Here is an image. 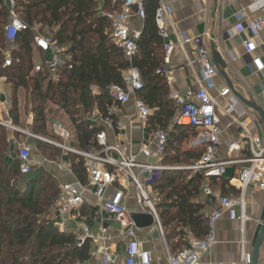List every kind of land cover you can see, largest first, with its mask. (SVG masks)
I'll use <instances>...</instances> for the list:
<instances>
[{"label":"trees","instance_id":"obj_1","mask_svg":"<svg viewBox=\"0 0 264 264\" xmlns=\"http://www.w3.org/2000/svg\"><path fill=\"white\" fill-rule=\"evenodd\" d=\"M15 13L26 29L18 33L11 51V64L4 66L9 46L4 28L9 14L0 0V78L11 88L10 117L18 122L19 90H30L33 121L31 132L52 137L50 119L63 112L70 122V132L78 149L94 146L101 127L89 125L86 118L97 110L107 117L112 104L108 89L121 86L122 76L130 67L139 70L143 88L138 97L153 111L150 125L167 132L168 140L161 164L192 165L203 149H184L196 135L171 121L176 109L168 100V84L158 73L163 67V42L155 25V2L145 3V23L136 43V53L129 61L110 38V24L98 15L96 0H15ZM46 34L69 58L53 74L35 72L34 57L43 63V54L34 52V29ZM7 132L0 126V264H83L90 260V242L81 248L74 236L60 233L50 218L59 188L51 173L40 172L29 178L19 173V159L7 157ZM37 142V141H36ZM49 160L59 151L36 143ZM71 156L72 171L84 181V161ZM205 178L183 169L167 170L154 179L150 189L157 197L155 205L171 255L187 245V235L203 238L208 232L204 205L195 203ZM169 230V232H166ZM166 233V234H165Z\"/></svg>","mask_w":264,"mask_h":264},{"label":"built area","instance_id":"obj_2","mask_svg":"<svg viewBox=\"0 0 264 264\" xmlns=\"http://www.w3.org/2000/svg\"><path fill=\"white\" fill-rule=\"evenodd\" d=\"M6 1L9 3L11 18L4 28V33L7 42L12 44L18 33L25 30L26 26L14 12L15 0ZM107 1L116 7L113 11L103 13V17L110 24L111 41L130 61L136 53V43L140 37V32L132 31L129 22L133 16L142 20L145 18V0ZM171 14L172 8L168 5H160L154 14L155 25L163 41L164 63L158 73H161L168 82V100L176 109L174 124L181 128L193 129L196 135L192 140V146L204 150L201 158L187 167L186 170L208 179L225 175L228 165H243L236 179L240 191L239 195L224 196L218 190H211L208 186L201 188L204 195L220 205V210L213 211L207 217L208 232L206 235L198 239L188 233L186 247L175 255H171L168 250L166 251L167 264H200L202 257L209 253L217 243L216 222L225 214L230 220L245 223L249 219L246 215L244 201L246 189L255 185L259 190L264 191V144L258 137L250 138L247 135L245 145L250 153L249 158L224 161L216 159L217 146L221 135L220 119L216 113L219 106L210 91L215 88L214 80L217 77L218 70L210 62L201 38L196 37L194 40L199 44L196 58L192 63L198 66L196 76L198 86L196 90L188 89L183 93L173 86L170 81L171 71L168 67H170V57L176 43L169 38L165 26V20ZM253 15H255L254 18H252ZM235 16L238 19H247L249 30L254 37L258 36L264 28V0H253L248 6L247 15L243 11H239ZM183 41L186 42L187 39H183ZM34 44L40 52L47 55L43 63L35 65V72L47 70L56 79V71L64 66L69 58L56 42L50 41L46 36L36 35ZM243 46L254 70L264 74V56L262 58L252 56L256 49L254 40L245 41ZM3 63L5 67L10 66L11 56L9 51L4 54ZM142 88L143 82L139 70L130 67L122 76V85H112L108 89L109 96L115 103L125 104L130 101L131 97L134 98L140 127L146 125L152 112L138 97V93ZM229 95H231L229 88H224L218 93L220 97ZM235 107L236 103L230 97L224 112L232 116ZM101 121L105 128H113V123L109 117L103 118ZM234 122L242 128L245 126L244 119H234ZM52 131L54 136L60 140H66L70 137L69 132L59 124H53ZM26 134L55 145L63 152L76 155L84 161L85 184L66 183L61 185L59 194L53 203V208L57 211L58 216L70 217L76 215L80 217V210L88 201L89 190L93 191L91 195L97 201L95 215L99 219L100 226L97 231H91L86 223H77L76 228H74L75 247L81 248L88 242L94 243L97 250L92 253V256L97 255L98 264H117L121 259H123L124 264H151V253L144 249L136 239L135 225L129 214L125 199L128 197L126 191L131 186L134 190L133 197L136 204L142 212L148 211L155 222L159 235L164 239V231L155 207L157 197L151 191L150 186L161 172L181 169L167 167L160 163L166 150L167 132L161 129L153 130L146 142L140 146L136 155H131L127 145L123 143H109L104 130L96 134L93 147L80 150L51 139H43L30 133ZM241 149L242 145L239 141L228 146L229 153H238ZM17 157L19 159V173L24 176L28 175L31 172L29 148L26 146L20 147ZM148 161H151V163ZM109 188H112V194L107 197L106 193ZM107 219H111L119 226L120 235L124 240L122 253L114 248L113 235L108 230ZM64 226V222L61 221L59 223L60 232H64ZM236 264H252L251 253L242 251L240 260Z\"/></svg>","mask_w":264,"mask_h":264},{"label":"crops","instance_id":"obj_3","mask_svg":"<svg viewBox=\"0 0 264 264\" xmlns=\"http://www.w3.org/2000/svg\"><path fill=\"white\" fill-rule=\"evenodd\" d=\"M1 1L9 14L10 20L11 12L9 10V3L6 0ZM147 1L149 0H145V3ZM150 1L155 2L156 9L160 5H168L172 8V14L165 20V26L169 38L176 43L170 57V67H168L171 71L170 81L173 86L181 93L188 89L196 90L198 86L196 84L198 66L192 63L196 58V51L199 44L194 40L196 37L201 38L210 62L218 70L217 77L214 80L215 88L210 91L211 95L216 98L219 106L216 113L220 119L219 128L221 135L217 146L216 159L224 161L249 158L250 153L245 145L247 143V135L250 138L258 137L264 144L263 121L260 112L256 110L259 109L264 113V74L256 72L251 66L250 58L245 54L243 43L248 40H254L256 49L252 53V56L262 58L264 56V28L258 36L254 37L253 33L249 30L248 20L244 18L238 19L235 15L239 11H243L247 15L248 6H250L253 0ZM96 9L98 15L104 18L103 13L113 11L116 7L107 0H96ZM254 17L255 15L252 16V18ZM144 23L145 18L142 20L133 16L129 22V27L132 31H139L141 35ZM36 35L44 36L38 32V28L34 29V39ZM183 39H187V41L184 42ZM8 45L7 51L11 54L14 46L9 43ZM34 52L40 53L35 44ZM42 54L44 61L47 55ZM34 60L35 65L42 63L36 57H34ZM224 88H229L231 95L227 97L218 96L219 91ZM234 93L242 97L252 107L242 103ZM230 97L236 103L232 116L224 112V109L228 106ZM10 109L11 88L5 83L3 78H0V126L5 128L7 132V157H12L10 159L12 160L17 156L19 148L26 146L30 150L31 158V172L29 174L35 172L33 177L37 176L40 172L51 173L57 183L59 191L60 186L66 183L84 185L86 178L84 177V181H81L79 176L72 171L70 155L73 154L63 152L55 145L48 144L42 140L32 137L34 141L27 137L26 133H32L30 132L33 121L31 110L25 112L20 102L18 104V122L17 124H13L10 119ZM23 110L24 112H22ZM152 114L153 111L151 112ZM91 115L94 118L92 120L90 118L89 123L92 126L101 127V130L105 131L109 143H123L127 145L131 155L138 153L140 146L146 142L151 132H153V127L150 125L151 115L146 125L140 127L133 97H131L128 103L118 104L112 101V104L107 107V117L113 123L112 129L105 128L101 121L104 117L97 110H94ZM174 118L170 122L171 125L174 123ZM234 119H244V128L235 123ZM50 124L51 131L53 124L62 126L59 121L54 122L52 119H50ZM69 134L70 137L68 139L60 140L54 136L52 131V137H49V139L78 149L74 144V136L71 132ZM192 140L187 144L189 149H202L192 146ZM36 141L58 149L60 152L59 155L49 160L38 151ZM237 141L242 145L241 151L238 153H229L228 146ZM139 158L142 159L141 157ZM148 162L151 163V161ZM241 168H243L241 164L228 165L225 175L222 177L205 178L206 180L202 187L208 186L211 190H218L224 196H237L240 191L236 179ZM28 175L27 177L30 176ZM201 188L200 194L194 199V202L204 205L203 213L208 217L213 211L220 210V205L204 195ZM92 192V190H89V198L80 210V217L76 215L60 217L54 208L51 210L50 218L53 220L59 232L61 228L59 227V223L63 221L65 224L63 228L64 232L60 233L70 234L75 237L74 228H76L79 222L86 223L91 231L98 230L100 222L95 215L97 201L91 195ZM133 193V188L129 187L128 191H126L128 197L125 199V203L135 225L136 239L144 249L151 253V264H167L166 251H169V249L165 237L163 239L159 235L155 222L148 211L142 212L140 210L134 200ZM111 194L112 188H109L106 196L109 197ZM244 201L246 204V215L249 219L242 224L238 220L233 221L228 219L224 214L215 224L217 243L211 248L209 253L202 257L200 264H236L240 260L242 251L249 252L252 255L257 235L264 220V191L259 190L255 185L249 186L244 193ZM148 217H151L152 223L144 226V221ZM106 221L108 230L113 235L114 248L122 253L124 240L120 235L119 226L111 219H107ZM90 246V260L83 264H98L97 255L92 256V253L97 250V247L92 242H90ZM117 264H124L123 259ZM257 264H264V239L259 248Z\"/></svg>","mask_w":264,"mask_h":264},{"label":"rangeland","instance_id":"obj_4","mask_svg":"<svg viewBox=\"0 0 264 264\" xmlns=\"http://www.w3.org/2000/svg\"><path fill=\"white\" fill-rule=\"evenodd\" d=\"M48 33H49V30L48 29H44V34L43 35L46 36V34H48ZM46 37L51 41V39L48 36H46ZM15 99H16V101L18 99V104H20V102H21V106L24 107L25 112H28V110L31 109L32 103H31V92H30V90H19L18 91V94H17V98L15 97ZM49 109H51L53 112L56 111L55 112V117H54V119H52V121H54V122L55 121H57V122L59 121L62 124V127L65 128L66 131L70 132V129H71V126L70 125L71 124H70L67 116L64 115L63 113H60L59 111H57V109L54 106L50 105V104H49ZM24 110L22 112H24ZM92 116L93 115H91V116H89V117L86 118V121L88 123H89V119L90 118H91L90 120H92L94 118ZM11 118H13V115H11L10 119ZM89 125H91V124L89 123ZM30 132H31V130H30ZM30 134L35 135L33 133H30ZM35 136H38L40 138L48 139L49 140V137H46L45 135H41V136L40 135H35ZM27 137H29L30 139L34 140L31 136H28L27 135ZM183 147H184V149H187L188 148V145L186 144V146H183ZM11 158H9V159H11ZM189 166L190 165H184V164H179L177 166L174 165V164H169L167 167H178V168H181L183 170H186V168L189 167ZM188 171H190V170H188ZM191 173H192V171H191ZM29 175H28L29 177H33L35 175V172H33V173L29 174ZM129 187H131V186H129ZM166 232H169V230H167Z\"/></svg>","mask_w":264,"mask_h":264},{"label":"water","instance_id":"obj_5","mask_svg":"<svg viewBox=\"0 0 264 264\" xmlns=\"http://www.w3.org/2000/svg\"><path fill=\"white\" fill-rule=\"evenodd\" d=\"M234 95H236V93H234ZM237 98L242 102V103H245L246 105H249L245 102V100L236 95ZM250 107H252V105H249ZM260 112V115L262 117V121H263V126H264V113L262 111H260L259 109H256ZM152 223V219L151 217H148L146 218V220L144 221V226H148ZM263 239H264V220L261 224V227H260V230H259V233L257 235V238H256V241H255V244H254V248H253V253H252V264H257V258H258V252H259V248L263 242Z\"/></svg>","mask_w":264,"mask_h":264}]
</instances>
